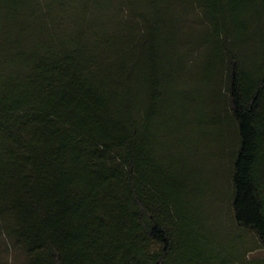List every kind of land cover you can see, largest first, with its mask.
I'll list each match as a JSON object with an SVG mask.
<instances>
[{"label": "trees", "instance_id": "16d2710c", "mask_svg": "<svg viewBox=\"0 0 264 264\" xmlns=\"http://www.w3.org/2000/svg\"><path fill=\"white\" fill-rule=\"evenodd\" d=\"M181 97L196 135L233 125L229 216L264 248V0H0V264H264L154 180Z\"/></svg>", "mask_w": 264, "mask_h": 264}, {"label": "rangeland", "instance_id": "374dc122", "mask_svg": "<svg viewBox=\"0 0 264 264\" xmlns=\"http://www.w3.org/2000/svg\"><path fill=\"white\" fill-rule=\"evenodd\" d=\"M170 41L163 56V62L168 67L175 58L171 54L173 42L171 44ZM174 77H177L176 81L181 78L179 72ZM218 86L219 97L226 101L223 99L225 94L221 93L222 86ZM188 105L186 98L181 97L177 103L175 101L173 105L165 107L161 123H157L158 126L153 129L151 147L154 151H159L161 156L155 159V167L159 162L158 170L164 175L163 180L157 176L154 180L163 191L169 193L177 212L187 220L189 215L192 216L195 228L200 233H208L209 238L215 239L220 248L232 241L234 243L235 233L250 245L249 248H253L247 252L248 258H264V248L259 246L253 233L236 229L229 216L230 173L234 157L232 149H235L232 145L236 141L233 125L221 134L218 133L221 126L219 124L217 128H210L203 136L196 135L197 130H188V125H195L194 122H182L192 114ZM214 108H218L221 115L225 106L220 104ZM195 208H198L197 211ZM221 223L228 230L221 228ZM209 227L218 228V234L215 229L209 233ZM207 254L211 255L208 251Z\"/></svg>", "mask_w": 264, "mask_h": 264}]
</instances>
